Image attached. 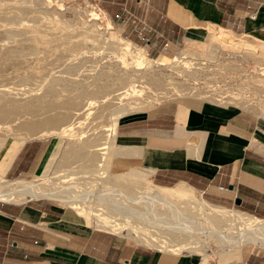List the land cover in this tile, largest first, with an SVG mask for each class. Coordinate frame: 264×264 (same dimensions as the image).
<instances>
[{
  "label": "rangeland",
  "instance_id": "1",
  "mask_svg": "<svg viewBox=\"0 0 264 264\" xmlns=\"http://www.w3.org/2000/svg\"><path fill=\"white\" fill-rule=\"evenodd\" d=\"M118 7L113 0H0V145L4 149L3 155L6 154L3 158L0 157V166L3 168L0 172L6 180L41 182L37 178L41 165L59 136H65L62 149H66L67 161L71 163L59 168L54 164L42 183H49V187L51 184L55 188L65 187L68 178L61 177V174L68 173V169L85 171L91 168L83 158L77 160L76 156H95L94 150L98 156L101 154L97 167L102 165L104 174L111 173V169L107 172L109 143L118 122L116 112L120 108L126 110L127 116L145 112L168 101L203 99L224 102L227 98L220 101L215 99L224 92L219 90L223 85L232 89L244 88L242 82L245 76L242 74L247 67L255 74L247 81L248 84L252 83V92L234 90L237 93H231V98L238 95L244 101L238 108L252 111L264 118V69H261L264 67V46H253L242 38L235 40V37L228 38L223 36L225 33L216 31L217 42L207 37L197 42L187 40L180 44L174 54H169L168 46L166 50L162 49L166 42L156 46L151 37L150 44H147L137 37L133 26L124 29L122 17H116L121 16V9ZM97 26L100 33L97 32ZM109 35L114 45L107 42ZM122 44H126L128 48ZM218 47L226 50L215 51ZM239 48L244 52L239 51ZM136 51L143 52V63L135 57ZM160 54L170 57L178 55L169 58ZM160 58L165 59L168 65L157 67L155 64ZM149 61L154 64L151 65L152 69L147 70ZM54 80L59 82L51 86ZM228 99L226 102L238 103ZM70 130L74 132L72 137L66 136ZM84 133L87 137L82 139ZM32 139L47 140L49 143L42 163L35 174L13 175L9 167L16 153L25 142ZM100 148L107 149L98 151ZM102 153L106 155L102 156ZM102 158L105 159L102 161ZM118 164L117 168L124 169ZM150 178L154 185L164 187H172L180 182L170 178L164 179V182L152 174ZM125 179L124 183L119 179L116 180L117 183H111L106 176H100L98 181L114 189L118 196L123 194L124 205H128L130 209L140 213L150 212L145 205L142 206L143 203L138 204L137 199L130 201L129 198L158 189L150 186H134L135 188L130 189V181ZM85 181L91 182V179ZM101 183L96 184L97 195L102 190ZM169 192L174 196L167 194L166 199L179 203L175 210H180V214L171 213L168 205L157 204L154 212L161 214L164 224H175L176 219L172 221L171 218L182 215L183 220H191L196 227L193 230L198 233L202 232L199 228L211 227L205 217L197 214V207L184 205L189 203L188 199L197 195L210 203L208 194L196 189L197 195L188 193L191 196L181 198L175 194L178 192ZM33 201L23 199L17 203ZM54 202L66 208L60 201ZM5 204L10 203L0 201V205ZM129 208L120 210L124 226L123 231L116 234L151 246L143 243L131 230V222L135 220L131 218L133 215ZM225 208L230 211L241 210L233 204ZM186 240L188 241L179 237L177 241L187 242ZM190 240L197 243L196 250H208L210 258L216 260L217 264H222L219 254L239 251H228L229 246L223 248L211 238L198 236ZM151 247L165 251L158 246Z\"/></svg>",
  "mask_w": 264,
  "mask_h": 264
},
{
  "label": "crops",
  "instance_id": "2",
  "mask_svg": "<svg viewBox=\"0 0 264 264\" xmlns=\"http://www.w3.org/2000/svg\"><path fill=\"white\" fill-rule=\"evenodd\" d=\"M113 1L119 5L123 17L128 11L151 29L149 37L154 45L166 42L169 54H174L187 40L197 42L207 37L217 42L216 31L235 40L242 38L253 46H264V0ZM122 26L127 29L132 24L129 21ZM224 49L218 47L215 51ZM178 54L160 55L173 58ZM120 119L108 151L107 172L110 169L112 172L106 176L111 183L114 180L117 183L118 179L124 183L128 178L132 189L153 186L167 191L185 190L195 195L198 189L208 194L211 204L197 195L184 205L197 207V211L202 207L205 211L235 212L264 220L263 117L238 108V103L186 99L163 102ZM55 142L42 163L49 143L41 139L28 140L16 153L9 171L16 176H29L35 174L42 163L41 171L49 159L57 168L70 165L66 149L54 156ZM93 153L95 156L90 157L78 154L76 159L83 158L91 168L97 167L101 154L98 156L96 150ZM116 164L124 169L137 168L121 170ZM151 174L164 182L169 178L180 182L172 187L157 186L151 181ZM54 201L37 199L24 204L0 205V264H217L208 250H196L197 243L188 235L182 236L189 238L187 242L173 237H176L174 244L177 241V245L184 246L179 251H163L128 236L100 230L92 223V217L62 202L64 209ZM231 204L241 210H227L225 207ZM207 231L210 230L194 231L193 237L210 238L214 232L210 235ZM216 231L220 234L215 232L212 240L219 241L223 248L228 247L221 230ZM234 248L237 247L233 246L232 250ZM218 256L222 264H264V246L246 243L238 252Z\"/></svg>",
  "mask_w": 264,
  "mask_h": 264
},
{
  "label": "bare ground",
  "instance_id": "3",
  "mask_svg": "<svg viewBox=\"0 0 264 264\" xmlns=\"http://www.w3.org/2000/svg\"><path fill=\"white\" fill-rule=\"evenodd\" d=\"M98 28L99 26H97V32L100 33L101 30H98ZM107 42L109 44H113L110 40V35ZM122 46L128 48L126 44H122ZM136 56L137 58H139L140 62L143 63V61L145 60V56L143 52L136 51L135 57ZM178 62L180 63V61ZM178 62L177 64H179ZM148 64L149 65L147 70L152 69L153 67L151 65L154 63H152V61H149ZM155 65H157V67H161V66H166L168 64L165 59L160 58ZM227 68L230 69V67ZM58 82L59 81L54 80L51 83V86L58 84ZM103 94H101L100 96L102 97ZM125 115H126V110L120 108V110L116 112V117H117L116 121H119L120 118H122ZM73 133H74L73 130L72 131L70 130L68 135L66 136L72 137ZM86 137H87L86 133H84L82 135V139ZM63 138H65V136H59V138H57L55 142L56 150L54 156H58L62 154L63 152L62 147L64 145ZM90 147H93V145H90ZM3 150L4 149L0 145V157L2 158L6 155V154L3 155L2 153ZM104 150L105 148L99 149V151H104ZM105 155L106 153H102V156ZM104 159L105 158H103V160ZM52 162H53L52 159H49L47 160V162H45L40 172V175H38L37 177L39 180H41V182L26 181V180H20V181L17 180L15 182L8 181L2 176L0 172V201L8 202V203H17V201H21L23 199L24 200H37V199L57 200V201H61V203L64 202L72 209L78 211L80 214L83 215L86 214V216L92 217L96 228L100 230H105L113 233H120L123 231L122 227L124 226L123 225L124 220L120 218V210L128 209L129 207H127L128 205H124L125 200H123L124 199L123 194L122 196L121 195L118 196L117 192L114 189L109 188L103 185L101 182H99L100 176L102 177L106 176V174H104L102 165L94 168L85 169V171H83L82 169L75 171L69 170L67 171L68 173L61 174V177L68 178L67 185L65 187L55 188L52 184L51 187H49L48 185L49 183L48 184L42 183V181L45 178L44 175L52 167ZM2 169H3L2 166H0V171ZM88 179H91V182L85 181ZM97 183L99 184L101 183L103 185L101 186L102 190L98 195H97L98 187L96 185ZM176 192L178 193L175 194H178L177 196H180L181 198L191 196L188 195V193L192 194L191 192L185 190H181V191L177 190ZM167 194H169V196H174L169 191L163 189H158L157 191L151 193L140 194V196L137 197L131 196L129 198L130 201H134L137 199L136 202L138 204L143 203V205L142 204L141 205L142 206L145 205L144 207L150 210V212L148 211V213H140L135 209L129 208L131 215H133V217L131 218L135 220V222H131L130 228L135 234L138 235L137 237L143 243H146L151 246H158L163 249H167L171 251H173L172 249H175V251H177L178 249L180 250V248H183L184 246L179 244L177 245V241L174 244V239L176 237L175 238L173 237L177 236L176 240H179V237H182L183 235H188L189 237L192 238L194 236V230L196 227L193 226V224L190 222L191 220L189 219L183 220L182 215L181 216L179 215L180 217H182V220L179 216H178L179 218L178 217L176 218V216L175 218L173 217L171 218L172 221L176 219L175 224H169V223L164 224L165 220L161 216V214L154 212L156 211L155 208L157 204L168 205L169 206L168 209L169 211H171V213L180 214V210L179 212H176L179 203L168 201V199H166ZM120 198H122L121 199L122 201L120 200L119 202ZM197 213L202 217H205V219L208 220L209 223L211 224L210 228L202 227V229L199 228L198 230H202V233L204 231L203 229L210 230L207 232L210 235L214 232L212 236L215 234V232L218 233V231L216 230H221V233L223 234L222 239L225 240L226 244L231 246L230 247L231 250L233 249V246L237 247L236 249L234 248L235 250L237 249L240 250L242 245L246 243H254L260 247L264 246V220H260L249 215L235 213V212L228 213L227 211H214V210L205 211L202 207ZM212 236H210V238ZM222 243L224 242L222 241Z\"/></svg>",
  "mask_w": 264,
  "mask_h": 264
},
{
  "label": "built area",
  "instance_id": "4",
  "mask_svg": "<svg viewBox=\"0 0 264 264\" xmlns=\"http://www.w3.org/2000/svg\"><path fill=\"white\" fill-rule=\"evenodd\" d=\"M136 1L139 3L141 0H136ZM116 17H118V18H121L122 17L121 19H122V22L123 23H127V22L130 21L132 23L133 30L136 33L137 37L140 40H144L147 44H150L149 33L151 32V29L144 22H142L141 20L135 18L128 11H126V16L125 17H123L122 15L121 16L120 15H116ZM166 46H167L166 44L163 45L162 49L163 50H166L167 49ZM225 69H227V68H225ZM261 69H264V67H261ZM253 72L254 71L250 67L245 68V71L242 74V75L245 76V79L242 82V85H243L244 88H238V89L235 88V89H232V88L226 87V85H223V87L219 91H222V92L224 91V92L222 93L221 96H219L218 98H215V99L218 100V101H220L221 99H226V98L228 99V98H230L231 100H236L238 102V105L241 104L242 102H244V101H241L242 98H240L238 95H236L237 97L234 96L233 98H231L230 96H233V95L231 93H229L230 94V96H229L228 93H227V91L230 90L229 92L237 93V91H234V90H238V92H240V90H247V92H249V93H250V91L252 92V89H253L252 83L248 84L247 81L250 80L249 79L250 76L255 75V74H253ZM263 72H261V73H263ZM257 74H260V73H257ZM226 100H224V101H226ZM228 101H229V99H228Z\"/></svg>",
  "mask_w": 264,
  "mask_h": 264
},
{
  "label": "water",
  "instance_id": "5",
  "mask_svg": "<svg viewBox=\"0 0 264 264\" xmlns=\"http://www.w3.org/2000/svg\"><path fill=\"white\" fill-rule=\"evenodd\" d=\"M239 202H240V200H239V199H237V200H236V203H239Z\"/></svg>",
  "mask_w": 264,
  "mask_h": 264
}]
</instances>
